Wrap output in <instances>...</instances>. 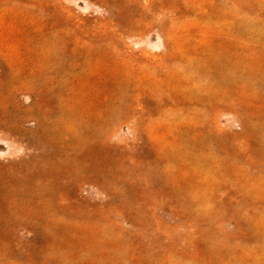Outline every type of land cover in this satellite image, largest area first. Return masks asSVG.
Wrapping results in <instances>:
<instances>
[{
    "label": "rangeland",
    "instance_id": "1",
    "mask_svg": "<svg viewBox=\"0 0 264 264\" xmlns=\"http://www.w3.org/2000/svg\"><path fill=\"white\" fill-rule=\"evenodd\" d=\"M0 264H264V0H0Z\"/></svg>",
    "mask_w": 264,
    "mask_h": 264
}]
</instances>
